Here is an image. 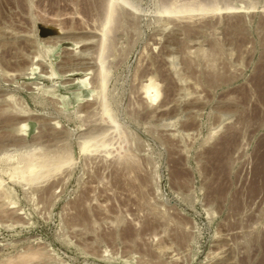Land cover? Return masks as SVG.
Listing matches in <instances>:
<instances>
[{"label":"rangeland","instance_id":"1","mask_svg":"<svg viewBox=\"0 0 264 264\" xmlns=\"http://www.w3.org/2000/svg\"><path fill=\"white\" fill-rule=\"evenodd\" d=\"M0 264H264V0H0Z\"/></svg>","mask_w":264,"mask_h":264},{"label":"bare ground","instance_id":"2","mask_svg":"<svg viewBox=\"0 0 264 264\" xmlns=\"http://www.w3.org/2000/svg\"><path fill=\"white\" fill-rule=\"evenodd\" d=\"M37 57H38V56H37ZM80 85L83 86V87H85V86H86V80H85V79H84V80H81V81H80ZM145 90H146V92H145L146 95H150V96H151V93L154 92V96H153V98H154V99H157V98H158V95H159V94H158V93H159L158 91H159V90H158L157 86H155L154 83H153L152 81L150 82L149 85H147V86L145 87ZM27 153H28V152H27ZM30 154H31V153H30ZM30 154H29V155H30ZM31 156H32V155H31ZM26 157H27V156H26ZM32 157H33V156H32ZM34 157H35V156H34ZM26 159H27V158H26ZM29 159H30V158H29ZM31 162H32V161H31ZM28 163H29V162H28ZM36 163H37V162H36ZM35 165H36V164H35ZM32 166H33V164H32ZM32 168H33V167H32ZM28 171H29V170H28ZM26 173H27V172H26ZM31 174H32V173H31ZM34 177H35V176H34ZM27 187H28V186H27ZM1 192H2L3 194L5 193L4 190H2ZM1 197H3V195H2ZM21 259H22V257H21Z\"/></svg>","mask_w":264,"mask_h":264}]
</instances>
